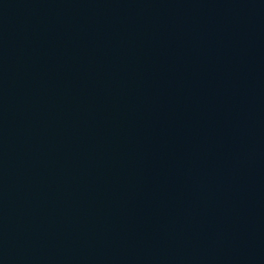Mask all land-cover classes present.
<instances>
[{
	"label": "water",
	"instance_id": "obj_1",
	"mask_svg": "<svg viewBox=\"0 0 264 264\" xmlns=\"http://www.w3.org/2000/svg\"><path fill=\"white\" fill-rule=\"evenodd\" d=\"M0 264H264V0H0Z\"/></svg>",
	"mask_w": 264,
	"mask_h": 264
}]
</instances>
